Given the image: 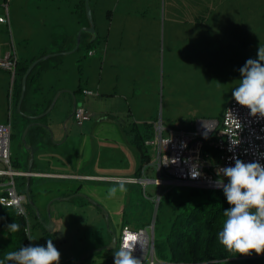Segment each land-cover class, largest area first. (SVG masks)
I'll use <instances>...</instances> for the list:
<instances>
[{
	"label": "rangeland",
	"instance_id": "374dc122",
	"mask_svg": "<svg viewBox=\"0 0 264 264\" xmlns=\"http://www.w3.org/2000/svg\"><path fill=\"white\" fill-rule=\"evenodd\" d=\"M88 5L94 42L85 31L88 26L85 0H0V18H3L0 59L10 53L18 64H25L34 57L49 56L37 69L42 64L50 67L63 60L58 68L45 72L41 81L44 93L57 83L68 88H88L93 94H124L135 118L143 119L138 122L141 131L148 128L145 124L153 127V123H161L173 131H187L193 129L197 121H221L233 97L232 90L238 86L239 68L249 58H256L259 45L264 46V0H88ZM79 34L77 50L59 57L60 50H75ZM89 40L92 43L88 47ZM15 77L18 78V74ZM13 79L11 72L0 68V123L9 122L11 126V151L15 154L23 131L18 122L20 112L16 110L15 97L11 102ZM108 101L112 106L117 104L114 118L124 126L132 124L134 117L120 107L123 99L118 97L112 101L109 98ZM59 108L62 109L57 105L55 109L59 117L69 109L66 103ZM148 154L151 162L141 166L140 176L152 179L157 177V172L150 148ZM0 168L4 166L0 164ZM14 179L18 192L24 193V178ZM113 186L108 184L106 191ZM125 187L127 190L122 192L125 202H121L117 194L111 197L108 192L101 194L108 217L107 220L104 217L105 226L100 234L111 230L117 244L121 235L117 212L122 207L126 208L124 219L131 227L134 221L150 225L158 207L154 202L157 187L153 184ZM192 190L181 185L160 187L158 196L166 195L167 199L162 200L154 237L160 239L165 235L175 204L182 202L185 207L201 200V195L190 196ZM27 203L26 227L29 228L30 223L31 244L46 246L50 238L43 234L44 224L33 208L34 203ZM88 225L89 233L78 235L82 236L83 243H87L91 235L95 239L100 235L95 233L93 222ZM50 236L55 238V234ZM53 243L59 251V243ZM97 246L81 258V264L101 263L102 254L95 251L104 243ZM115 249L108 250V256L113 257Z\"/></svg>",
	"mask_w": 264,
	"mask_h": 264
},
{
	"label": "crops",
	"instance_id": "0c3cea01",
	"mask_svg": "<svg viewBox=\"0 0 264 264\" xmlns=\"http://www.w3.org/2000/svg\"><path fill=\"white\" fill-rule=\"evenodd\" d=\"M65 51H70V48L60 50L59 57L68 55L62 54ZM88 53L90 56L92 55L91 51ZM60 63L57 62L50 67L42 64L36 71L37 80L26 83L23 100L18 105L21 95V78L16 110L18 108V112H20L17 113L19 114L18 122L23 135L14 154L11 151L13 138L11 133L10 167L13 161L15 170L12 167L11 170L19 174L13 176V182L17 190L14 178H24V193H19L17 190L18 194L23 196L25 203L28 201L30 205L34 203L33 208L43 224L46 225L49 222L53 224L51 232L42 227L48 234H55V238L52 237V239L53 242L59 243V252L61 253L59 264H81V258L87 256L91 248L97 249L98 244L104 243L102 248L95 251L102 254L100 264H103L108 255L106 247L110 244L112 235L111 230L108 231V234H100L105 226L104 217H108L107 211L104 213L103 210L101 194L107 195L106 186L108 184L117 186V180L136 178L135 173L140 160L138 152L130 142V132L134 125L138 128V122H143V119L135 118L131 110V103L127 101L124 94L120 96L115 93L114 95L113 93L85 95L84 91H90V89L80 86L68 88L59 86L57 83L49 92L44 93L41 81L45 77V72L48 69L58 68ZM6 72L8 73V71ZM12 86L13 81L11 80V102L15 96ZM30 88L33 90L30 91ZM79 89L81 91H77ZM37 95H40V98ZM118 97L120 100H124L123 107L122 105L120 107L126 110V114L130 113L131 118L134 117L132 124H127L129 128L113 117L117 113L115 110L117 104L115 106L113 103L112 106V103H108L109 98L113 101ZM27 98L32 101H28ZM53 101V108L47 113L46 111ZM74 102L76 103L75 107L84 108L89 115L88 120L81 125L76 124L73 118ZM65 103L68 104L69 109L62 117H59V114H56L59 112L55 109L57 105L58 109H62L59 107ZM145 123H149V121ZM0 124H5V122ZM139 131L141 134L144 132V130ZM144 177V175L141 176V178ZM139 184L125 182V185L133 187ZM116 196L121 202H125L124 193L117 192ZM105 198L106 196L103 197V199ZM103 202L105 203V200ZM126 214L125 207H122L119 213L117 212L119 215L117 222L119 223L121 220L120 232L123 228L139 230L151 225L141 221V224H136L139 221H134V226L131 227L129 221L124 219ZM89 222L95 224V233L100 235L97 239L91 235L87 243H83L81 237L89 233ZM78 235L82 236L78 237Z\"/></svg>",
	"mask_w": 264,
	"mask_h": 264
},
{
	"label": "built area",
	"instance_id": "2783aa9c",
	"mask_svg": "<svg viewBox=\"0 0 264 264\" xmlns=\"http://www.w3.org/2000/svg\"><path fill=\"white\" fill-rule=\"evenodd\" d=\"M3 18H0V22ZM92 54V53H90ZM16 57L8 53L0 59V68L15 75ZM85 95H92L91 91H84ZM73 118L76 124L81 125L88 120L87 111L77 106ZM167 132L164 135V132ZM10 140L11 126L8 123L0 124V176H6L7 180L0 182V205L14 207L25 216L23 208V196L18 194L13 176L19 175L10 167ZM239 141L233 146L232 142ZM145 146L153 153V167L157 177L148 179H128L126 183L153 184L157 187L165 185L189 186L195 189L222 190L216 186L217 171L221 167L234 165L233 157L244 162L258 160L264 164V117L250 115V110L239 105L232 97L228 103L221 121H197L194 130H170L164 128L161 123H154L152 138L145 141ZM188 163H185V160ZM176 160L177 162L174 163ZM199 162L201 175L193 179L190 168ZM164 176V178H162ZM225 183L227 179L225 178ZM157 194V199H158ZM157 200H155L156 202ZM28 235V228H25ZM153 228L131 230L123 228L118 242H135L133 256L139 259L141 264H155L153 249ZM30 244L28 241L25 245Z\"/></svg>",
	"mask_w": 264,
	"mask_h": 264
},
{
	"label": "clouds",
	"instance_id": "9594fccd",
	"mask_svg": "<svg viewBox=\"0 0 264 264\" xmlns=\"http://www.w3.org/2000/svg\"><path fill=\"white\" fill-rule=\"evenodd\" d=\"M239 73L238 86L232 90L233 98L239 105L248 108L250 115L264 117V46L259 45L256 58L246 60L239 68ZM232 143L235 146L239 141ZM232 159L234 165L221 167L217 171L216 186L222 189L229 205L223 210L224 219L217 240L230 252L264 254V164L258 160L244 162L236 157ZM185 163H188L187 159ZM189 174L193 179L201 175L198 161L192 165ZM116 185L107 190L110 197L127 190L122 179L117 180ZM158 198L160 200V196ZM6 228L15 233L20 230V224L14 221L7 224ZM134 246L135 242L121 243L113 252V264H141L132 254ZM60 259L61 253L53 240L48 239L46 246L28 244L18 250L5 252L0 264H59ZM218 264L227 262L220 260Z\"/></svg>",
	"mask_w": 264,
	"mask_h": 264
},
{
	"label": "trees",
	"instance_id": "16d2710c",
	"mask_svg": "<svg viewBox=\"0 0 264 264\" xmlns=\"http://www.w3.org/2000/svg\"><path fill=\"white\" fill-rule=\"evenodd\" d=\"M95 40L96 38L92 42ZM92 42H88L87 46L89 47ZM35 60L37 59H31L25 64H18L16 61L12 86L13 90H15L14 97H16V102L20 94L21 78L28 66ZM40 62L38 64H41ZM36 71L37 67L28 76L27 84L37 80ZM17 74L18 78L15 77ZM77 91H81V89ZM145 125H148V128L144 131L146 133L143 132L141 134L135 125L130 132V142L138 152L140 160L139 167L135 173V179L141 178V166L151 162V155L148 154L149 148L144 143L146 140L152 138L153 127L150 124ZM192 130H194V127L190 129V131ZM11 167H14L13 162H11ZM6 179L7 177H0V181H6ZM1 195L3 193L0 187ZM191 195H201V200L194 205L187 204L185 207H182V202L175 204L173 206L172 217L169 220L170 225L165 235L160 239L154 237L155 264H218L220 260L226 261L227 264H264V254L258 255L252 252L250 255H242L230 252L219 244L217 233L224 219L223 210L229 207L222 190L193 188ZM163 199H167L166 195H161L158 202L157 213L154 219V233L159 224L158 214ZM27 205V203L23 204L25 216L20 214L14 207L0 205V259L3 258L5 252L18 250L27 241L31 244L29 240L31 239L30 223L28 228L29 238L25 231L28 216ZM14 221L20 224V230L12 233L7 230L6 225ZM43 234L45 237L51 239L50 234L44 230ZM113 261L114 258L107 255L103 264H113Z\"/></svg>",
	"mask_w": 264,
	"mask_h": 264
},
{
	"label": "water",
	"instance_id": "95a60500",
	"mask_svg": "<svg viewBox=\"0 0 264 264\" xmlns=\"http://www.w3.org/2000/svg\"><path fill=\"white\" fill-rule=\"evenodd\" d=\"M85 9H86V15H87V18H88V26L85 28V31L90 34L92 36L91 38V41H93L95 39L94 37V25H93V22H92V18H91V11H90V8H89V5H88V0H85ZM79 43H80V34L78 36V39H77V46L75 48V50L73 51H70V52H65V53H62V54H70L74 51L77 50L78 46H79ZM49 56L47 57H44L42 59H47ZM42 59H38L37 61H34L26 70L25 74L23 75L22 77V81H21V95H20V98H19V102H18V105L21 104L22 100H23V96H24V92H25V89H26V83H27V78L29 76V74L31 73V71L33 70V68L42 60ZM53 105H54V101L52 102V104L50 105V107L48 108V110L46 111L47 113L50 112V110L53 108ZM75 105L76 103L74 102L73 106H74V110H75ZM159 202V198L158 200L156 201V203ZM53 224L51 222H49L48 224H44V228L45 230L51 232L52 231V227ZM151 226L152 228L154 227V220L151 221ZM153 233V232H152ZM154 239V238H153ZM116 238L115 236L113 235L112 238H111V242L110 244L106 247V250H112V249H115L116 247Z\"/></svg>",
	"mask_w": 264,
	"mask_h": 264
}]
</instances>
